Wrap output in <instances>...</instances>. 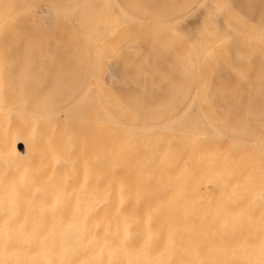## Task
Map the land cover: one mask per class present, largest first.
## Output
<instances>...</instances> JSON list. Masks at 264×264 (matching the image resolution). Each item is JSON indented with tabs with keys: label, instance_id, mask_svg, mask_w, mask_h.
<instances>
[{
	"label": "bare ground",
	"instance_id": "6f19581e",
	"mask_svg": "<svg viewBox=\"0 0 264 264\" xmlns=\"http://www.w3.org/2000/svg\"><path fill=\"white\" fill-rule=\"evenodd\" d=\"M215 7L240 12L192 17ZM136 31L67 17L41 53L67 72L25 107L0 92V264H264V137L241 111L264 127L263 76L164 89L167 51Z\"/></svg>",
	"mask_w": 264,
	"mask_h": 264
},
{
	"label": "rangeland",
	"instance_id": "374dc122",
	"mask_svg": "<svg viewBox=\"0 0 264 264\" xmlns=\"http://www.w3.org/2000/svg\"><path fill=\"white\" fill-rule=\"evenodd\" d=\"M221 1L237 4L240 12L217 24L223 8L215 7L216 13L193 18L197 0H0V92L5 100L10 99L13 108L25 107L34 99L43 79L64 69L67 72L66 62L41 56L67 17L78 26L85 22L90 27L111 29L149 28L168 54L169 77L164 89L177 92L179 77L186 71L187 76L198 75L206 81H229L243 91L245 84H252L257 77L263 76L264 84V15L260 0L253 5L247 0ZM159 26L169 29L159 32ZM109 59L102 70L105 84L110 82ZM252 98L247 110H234H244L251 127L259 129L264 137L260 109ZM24 149L20 143L19 150Z\"/></svg>",
	"mask_w": 264,
	"mask_h": 264
}]
</instances>
